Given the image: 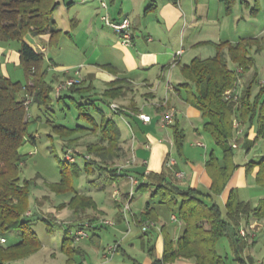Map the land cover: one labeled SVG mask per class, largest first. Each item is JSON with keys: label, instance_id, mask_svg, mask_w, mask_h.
Masks as SVG:
<instances>
[{"label": "trees", "instance_id": "trees-1", "mask_svg": "<svg viewBox=\"0 0 264 264\" xmlns=\"http://www.w3.org/2000/svg\"><path fill=\"white\" fill-rule=\"evenodd\" d=\"M219 1L222 2L226 14L233 12L236 0ZM238 1L240 4H248V0ZM58 5L59 0H0V41L18 43L19 60L26 78V82L21 83L0 75V234L6 230L21 231V239L18 242L7 246H4L3 242L0 243V264H8L10 261L26 257L42 246L40 239L31 229L29 220L25 218L32 180L22 182L20 179L19 166L22 162V153L19 148L25 142L35 144V136L28 130L27 109L30 104H34L37 108L50 107L53 101L52 82L46 80V70H40L43 61L42 53L36 52L24 40V37L27 34L37 36L48 31L54 32L52 13ZM257 10V8L253 9L254 12ZM212 44L216 48L213 56L206 58L194 56L188 63L180 66V72L184 78L180 86L186 93V99L200 111L205 119L203 129L222 150V158H217L211 152L204 163L211 178V185L207 191L191 187L183 188L175 184L171 170L166 166H163L161 173L152 174L153 177L158 178L155 183L142 180L136 184L135 190L148 191L149 197L154 199V202H146L144 205L143 220L154 221L156 213L152 210L159 206L166 207L170 212L176 211L178 218L184 223V230L175 242L168 236L165 237L161 256L156 255L154 247L147 249L151 257L150 264H166L178 257L193 258L196 264H226L225 259L216 251V243L227 235L229 227L234 225L237 230L233 231L231 236L238 245V241L245 240L238 231L241 218L244 216L246 220L248 216L264 217V196L252 207L249 203L237 198L234 188L230 189L223 208L216 199L237 167L233 161V149L237 146L233 147L232 143L235 142L238 145L239 137L243 133L241 125L246 122V118L250 116L251 119L252 115L258 112V134H264V81L259 83L260 87L254 101L249 100L251 85L256 79V71L253 70L254 74L248 80L244 94L240 100L238 99L239 103L235 104L222 98V93L228 86L234 81H242L247 76L254 64L251 50L258 52L264 49V33L259 36L241 37L235 42L224 41ZM228 60L233 64L232 67L228 66ZM117 83L118 80L102 92L103 102L109 107L110 102L106 100L116 99L125 94L124 87ZM77 84L80 83H73L70 87L71 92L78 94L77 99L70 96L76 112V123L66 125L50 120L47 122L63 142L64 152L69 148L76 159L79 157L83 160L82 170L90 176L88 178L90 185L98 190H104L130 175L127 169L112 164L115 158L120 157L119 152L122 149L120 130L114 119L97 106L94 98L90 96L87 99L84 98L82 93L87 88L76 86ZM61 98V96L58 97L57 101ZM27 99L30 101L26 105ZM79 99L84 101L80 102ZM66 108H68L67 105ZM235 108L239 111V117L233 115ZM111 110L130 116L122 107ZM36 119L41 118L36 116ZM233 119H237L240 124L242 131L238 134L233 126ZM172 127L173 145L175 151L181 155L185 136L176 124ZM85 132L94 135L96 140L86 142L85 150L81 152L76 146L80 135ZM85 155L89 157L86 158ZM60 163L61 179L58 182L49 183V188L56 194L72 192V195L68 200L59 203L58 209L69 207L74 212L94 209L96 203L92 196L78 193L73 187L71 172L77 176L81 171L76 160L68 162L64 158ZM245 165L247 170H251L254 165L259 166L256 182L264 192V157L256 161L249 160ZM141 175H135V177L141 178ZM86 216L88 219L86 221L95 219L90 214ZM43 220L46 222L47 229H50V221L46 217H43ZM83 224L74 226L76 222L71 223L64 229L61 250L66 255L67 262L72 260L74 252L78 253V249L72 246L73 231ZM89 227H91L90 222ZM0 237L3 236L0 235ZM238 249V247L235 248V260L245 264L238 254ZM118 250L117 245L115 252ZM81 263L80 261L79 264Z\"/></svg>", "mask_w": 264, "mask_h": 264}, {"label": "crops", "instance_id": "crops-1", "mask_svg": "<svg viewBox=\"0 0 264 264\" xmlns=\"http://www.w3.org/2000/svg\"><path fill=\"white\" fill-rule=\"evenodd\" d=\"M62 1L69 8L73 6L72 0ZM80 1L81 3H87L85 4L87 13L83 12V16L75 14L76 16L72 17V25L74 28L77 26L74 30L78 29L82 17L86 25L87 34L91 36L92 40L91 44H87L85 47L82 46L83 49L81 51L78 41L73 42V48L63 42L61 43L62 35L73 40L72 36L74 34L69 33L68 30L64 31L66 27H57L54 19V32L48 31L37 36L27 34L33 37V41L27 39V35L24 37V40L36 52H40L43 55L40 70H46V80L52 82L51 97L53 102L60 106L64 102L63 98H69L71 102L72 98L70 96L75 99L78 98L76 92H71V84L67 83L68 79H78L80 84L76 86L87 88L82 93L84 98L87 99L90 96L96 102L97 100L103 102V90L118 80L117 85L124 87L125 94L116 99L105 100L123 106L124 110L130 114V116L123 113L119 114L126 120L132 131V143L123 142V145L134 157V162L127 166L128 168H125L130 172L129 177L135 178L137 183L142 180L155 183L158 178L153 177L152 174L161 173L163 166H166L171 170L173 180L176 179L174 183L180 187L209 190L211 178L204 163L211 152L219 159H221L222 155L221 153L217 155L214 149H209L210 140L206 137L205 133L207 132L203 129L205 119L200 111L186 99V93L180 86V83L184 81L180 66L183 63H188L192 57L197 56L192 55L188 58V61H183L184 55L191 50H197L204 45H213L212 43L235 42L238 40L235 39L234 34H225L221 20L224 19L223 14H229L225 13L222 2L219 0ZM102 3H105L106 7H103ZM104 15H107L114 22H119L123 18L129 19L132 36L130 45L120 43L117 32L104 22ZM65 26H68V22H66ZM52 46L56 48L54 57L48 52V49ZM177 50H181L180 55H176ZM1 57H3V60H0V75L11 80L7 74L6 65L12 63L16 66H21L18 48L15 50L3 47L0 41ZM56 57L58 58L57 61ZM71 70L72 72H69ZM48 76L49 79H47ZM60 96L62 98L57 101ZM169 109L174 111L173 122L164 125L160 119ZM137 112L149 114L150 121L143 122L137 116ZM174 124L183 131L185 136L181 155L173 148L174 134L172 125ZM56 137L58 138L57 135ZM200 138H203L208 143H203ZM58 140L62 148L63 142L59 138ZM121 147L123 146L121 145ZM236 148H238V145ZM169 158L174 160V164L170 166L167 164ZM234 163L238 166L235 161ZM176 172H181L182 177H177ZM135 175H141L142 177L138 178ZM241 178L240 172L235 169L219 195V200L217 201L220 206L226 203L230 189L239 184ZM125 180L109 186L114 193L113 203L119 206L112 212L115 230L117 226L116 231L121 232L120 229H124L125 225L130 227L129 224L133 223L134 226L140 227L142 234L134 237L127 244L123 243V238L118 243V251L126 253L125 247L127 245L133 250L142 249L144 251L143 259L139 260L137 257L129 255L130 262L127 264L136 262L139 264H150L151 257L147 249L154 247L156 255L161 256L165 237L168 236L170 240L175 242L184 230V223L178 218L176 211H171L166 216L163 213L164 211L159 209V206L154 207V210H152L153 213H156L154 221L143 220L144 205L146 202H154V199L149 196H147L148 200L142 207L140 206L137 212H133L131 208L129 212L124 211L122 209L123 203L128 202L130 205L134 201L136 194L133 193L134 190H126L127 184ZM59 203L61 202H58L56 206ZM95 203L96 207L87 209L89 211L87 214L95 217L91 221V227L89 228L91 229V234L88 238L96 244L100 239L98 231L104 227L103 218L105 217L103 216L107 214V211L105 210L106 206L96 201ZM58 210H61V212L65 210L64 214L67 211H71L70 215L72 216L78 214V212H74L69 207ZM79 213H86V211ZM251 217L248 216L246 220L244 216L241 218L238 231L244 227L253 228L255 222L253 219L251 220ZM74 218L72 217L73 220ZM145 223H150L151 226L148 227L150 225L148 224L147 228L143 229L142 226ZM242 243L246 242L243 241ZM233 245L234 248L238 247L240 250V243L238 245L233 243ZM75 248L78 249V253L74 252L70 262H67L66 255L61 250L65 255L64 262L66 264L73 263L75 255L84 254V250L81 247ZM166 264L196 263L193 258L178 257L173 261H168Z\"/></svg>", "mask_w": 264, "mask_h": 264}, {"label": "rangeland", "instance_id": "rangeland-1", "mask_svg": "<svg viewBox=\"0 0 264 264\" xmlns=\"http://www.w3.org/2000/svg\"><path fill=\"white\" fill-rule=\"evenodd\" d=\"M67 1L69 0H66V2ZM72 1L73 6L69 8L64 5L62 0H59V7L53 11L52 17L56 21L57 27H66L64 31L68 30L69 33L74 34L72 36L73 40H70L67 36L64 37V35H62V38L60 39L61 43L63 42L73 48V42L78 41L81 51L87 44H91V36H88L89 34H87L86 25L82 17L81 22H79L80 26L78 29L74 30L77 26L74 28L72 25V17L76 16L75 14L83 16V12L87 13V7L85 5L87 3H81L80 0ZM254 8H257L258 10L254 12ZM223 17L224 19H222L221 22L225 30V34H234L235 39H239V37L241 38L243 36H259L264 33V0H248L247 5L240 4L239 1L236 0L232 14H223ZM66 22H68V26H65ZM88 38H90V40H88ZM27 39L30 41L34 40L30 35H27ZM1 44L3 47L9 49L16 50L18 48L16 41H1ZM55 51L56 48L54 46L48 49V52L52 57H54V53L56 54ZM215 53L216 48L214 45H204L197 50H191L188 54L186 53L183 61H188V58L192 55H197L200 58H206L213 56ZM251 54L254 58V64L250 71H248L247 76L243 78L242 81H234L226 89H235L238 99L240 100L244 94L248 80L252 78L254 71H256V79L251 85L249 96V100L253 102L259 90L260 81H264V49L258 52L252 49ZM0 60H3V57H1ZM57 60L58 58L56 57V61ZM6 66L7 74L11 78V81L18 80L21 83L26 82L22 66H16L12 63H8ZM228 66H233L229 60ZM69 72H72V70ZM47 79H49V76ZM239 100L237 103H239ZM63 101L64 102L61 103L60 106H58L56 102L52 101V105H50L49 108H37L34 104H30L27 109L26 116L29 118L28 130L29 133L34 134L35 144L25 142L20 146L19 151L22 153V162L19 166V176L22 182L24 180H32L29 188L28 210L26 212L27 215L25 214V218L29 220L31 229L40 239L42 246L38 251L21 259L10 261L8 264H66V262H64L65 255L60 249L62 238L64 236V229L68 224L76 222V225L74 226H80V223H85L86 220H88L86 215L89 211L87 210L86 213L78 212L76 216H72L70 215L71 211H67L64 214L65 210H62L61 212V210L59 211L57 209L56 204L58 202L68 200L72 195V192L56 194L49 188V183L58 182L61 179L62 173L60 162H62L65 157L64 150L61 148L55 132L47 121L50 120L54 123L66 125L76 123V112L73 103L69 98H63ZM78 101L82 102L84 100L79 99ZM96 103L97 106L103 109L108 116H111L114 119L121 132L120 139L123 147H121L122 149L119 152L120 157L115 158L112 161V164L118 167L128 168V162L130 161L132 155L126 149V146L123 145V142L128 141V144L132 143L131 128H129V124H127L126 120L123 119L121 115L114 111L112 112L108 104L100 100H97ZM66 105L68 108H66ZM118 106L123 108L121 105ZM257 113L252 115L253 117L251 119L250 116L247 117L246 122L241 125L243 133L241 137H239L238 148L233 149V158L238 164L236 169L242 176L240 183L234 187V192L236 193L237 198L249 203L251 207L256 205L264 196L262 187L256 182V172L259 169V166L254 165L251 170H247L245 165L249 160L256 161L264 157V134H258ZM233 115L236 117L240 116L239 111L236 108L233 110ZM36 116H40L41 119H36ZM205 135L210 140L209 149H214L217 155L220 153L222 155L223 152L220 147L216 146L212 138L207 133H205ZM95 140V136L91 133H82L77 142V150L83 152L85 150V143ZM200 141L208 143L203 138H200ZM76 163L80 166L81 171L77 176H74L71 172L74 189L78 193L91 195L97 203L106 206L105 210L107 211V214L103 216L105 217L103 219L109 220L113 223H105L103 225L104 227L99 229L98 234L100 239L97 244L90 241L88 237L79 241H76L73 238L72 246L81 247L84 250V254L75 255L74 262L70 264H78L80 261L83 264H127L130 262L129 255L142 260L144 251L142 249L133 250L128 245L125 247L126 253L116 251L108 259L103 257V254L109 246L120 243L123 238V243L127 244V242L133 240L134 237H138L142 234L141 229L139 226H134V224L131 223L129 224L130 227L125 225L124 229H120L121 232L116 231L117 226L115 230L112 212L119 206H116L113 203L114 193L111 187H106L104 190H98L92 187L88 182V178L90 176L82 170L83 160L77 157ZM129 176L125 180L127 184L126 190H134L133 193L136 194L134 201L131 202L130 205L128 204V206H126L127 203H123L122 209L129 212L131 208L133 212H137L140 209V206L142 207L146 200H148L147 196H149V194L148 192H143V190H135V186H132L131 177ZM216 199L219 200V195L216 196ZM222 205L224 206L225 204L223 203ZM223 206H221V208H223ZM159 209L164 211L163 213L166 214V216L170 214V211L166 207H159ZM43 217H46L50 221V229H47V225L43 220ZM72 217H75L74 220ZM252 219L255 222L253 228H243L246 235L245 240L241 239L238 241V244L240 243V250L238 249V254L243 258L245 264H264V217H251V220ZM88 222L91 223V221ZM149 226H151V224L148 225V227ZM89 228L90 227L87 226L86 229L88 236L91 234V229ZM127 228L128 230L126 231ZM236 230L237 227L231 225L227 231V235L222 237L215 246L216 251L225 259L226 264H241L238 260H235V248L233 243H236L233 241L231 236L232 232H236ZM0 235L5 238V242H3L4 246L16 243L21 239V231L19 230H6ZM242 240L246 243H242Z\"/></svg>", "mask_w": 264, "mask_h": 264}, {"label": "built area", "instance_id": "built-area-1", "mask_svg": "<svg viewBox=\"0 0 264 264\" xmlns=\"http://www.w3.org/2000/svg\"><path fill=\"white\" fill-rule=\"evenodd\" d=\"M102 6L103 7H106V4L105 3H102ZM103 20H104V22L106 24L110 25L117 32V34L119 35V40H120V43L121 44H123V45H130L131 44V42H132V36H131V31H130V21H129L128 18H123L119 22H114V21H111L108 18L107 15H104L103 16ZM180 53H181V50H177L176 51V55H180ZM237 71H240V69H237ZM79 82L80 81L78 79H74V78H71V79H68L67 80V83L68 84L79 83ZM260 83H263V81L261 80ZM222 98L224 100H226V101H232L235 104L238 102V95L236 94L235 89H233V90H230V89L224 90L223 93H222ZM29 101H30V99H27L25 101V104L27 105L29 103ZM110 107L113 110H118L120 108L114 102L110 103ZM137 116L143 122H149L150 121V115L149 114H146L144 112H137ZM173 118H174V111H173V109H169L166 113H164L161 116V119L160 120H161L162 124L168 125L171 122H173ZM233 126L236 129V134H238V133H240L242 131L241 128H240V124H239V122H238L237 119H233ZM232 146L233 147H236L237 145H236L235 142H233L232 143ZM64 157H65V159L68 162H75V160H76V157L72 154V151L69 148H67L66 151L64 152ZM85 157L87 158V157H89V155H85ZM133 162H134V157L132 156L131 159H130V161L128 163H129V165H131ZM167 164L169 166L172 165V164H174V160L171 159V158H169L168 161H167ZM176 176L177 177H182V173L181 172H176ZM136 183H137V180L135 178L131 177V184H132V186L136 185ZM126 203H127L126 206H128V202H126ZM103 222L104 223H108V224H112L113 223V222H111L109 220H106V219H104ZM147 225H148V223L143 224L142 228L143 229H146L147 228ZM87 226H89V222L88 221H86L83 226L78 227V228L75 229V231H73V238H74V240L79 241V240H82V239L88 237L87 230H86V227ZM239 233H240L241 236H243L245 238L246 233L243 230V228H240ZM4 241H5V239L3 237H0V243H2ZM117 245L118 244H115L113 246H109L106 249V252L103 254V257L105 259L110 258L112 256V254L115 252V249H116V246Z\"/></svg>", "mask_w": 264, "mask_h": 264}]
</instances>
